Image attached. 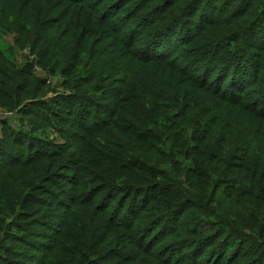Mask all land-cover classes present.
I'll use <instances>...</instances> for the list:
<instances>
[{
    "label": "trees",
    "instance_id": "trees-1",
    "mask_svg": "<svg viewBox=\"0 0 264 264\" xmlns=\"http://www.w3.org/2000/svg\"><path fill=\"white\" fill-rule=\"evenodd\" d=\"M7 36L68 94L0 53V264H264V0H0Z\"/></svg>",
    "mask_w": 264,
    "mask_h": 264
},
{
    "label": "rangeland",
    "instance_id": "rangeland-1",
    "mask_svg": "<svg viewBox=\"0 0 264 264\" xmlns=\"http://www.w3.org/2000/svg\"><path fill=\"white\" fill-rule=\"evenodd\" d=\"M199 14H197L198 16ZM14 47V38L12 36H7L4 39L0 40V53L4 54L5 57L10 58L11 60H15V63H17L18 66H23V67H32L33 72H35V75L37 77H44L48 79V83H51V93L48 95V97H46V100H52V104L53 101H57L59 100L58 97L68 94V92L64 89V87H62L63 84V80L61 78L58 77H49L44 71H42L38 66H36V64L34 63V58L33 56H31L30 52L28 50H19L16 49L14 47V52L12 53L10 50V48ZM34 66V67H33ZM52 109H56L57 106H51ZM37 108L35 107L34 110H36ZM99 112V111H98ZM57 113H58V109H57ZM9 122L7 125V128H12L14 130L16 129H24L27 130L25 128L22 127L23 122H26L27 120H31L32 116L31 115H22L19 112H9L3 109H0V120H4L7 119ZM88 124H91V121L88 122ZM53 125L55 127V129H51L48 128L46 131V135H41L40 133H38V137L43 140L44 142H47L46 145H39V149L42 151H46V152H51L52 150H57V149H61L63 146H65L67 144V142L70 140L67 137H64V133H67L69 131H78L77 127H74L73 125H67V124H61L59 122H57L55 119H53ZM3 125L0 124V138L3 136V134H5L6 132L3 129ZM63 130V131H61ZM63 132V133H62ZM25 141V140H24ZM52 145H55L56 147H52ZM41 146V147H40ZM59 147V148H58ZM7 162L2 160L0 158V164H6ZM1 172V169H0ZM51 237H53L52 233L49 232L48 233ZM16 246H21L16 244Z\"/></svg>",
    "mask_w": 264,
    "mask_h": 264
}]
</instances>
